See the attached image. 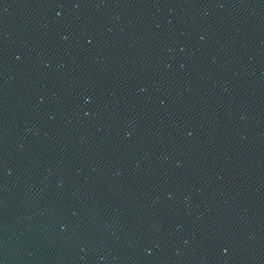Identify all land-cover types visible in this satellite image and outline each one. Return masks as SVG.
Here are the masks:
<instances>
[{
  "label": "water",
  "instance_id": "95a60500",
  "mask_svg": "<svg viewBox=\"0 0 264 264\" xmlns=\"http://www.w3.org/2000/svg\"><path fill=\"white\" fill-rule=\"evenodd\" d=\"M0 264H264V0H0Z\"/></svg>",
  "mask_w": 264,
  "mask_h": 264
}]
</instances>
